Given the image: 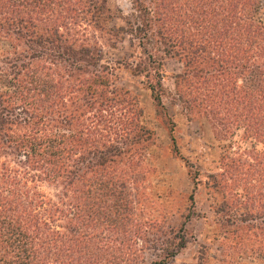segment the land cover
Masks as SVG:
<instances>
[{"label": "trees", "instance_id": "trees-1", "mask_svg": "<svg viewBox=\"0 0 264 264\" xmlns=\"http://www.w3.org/2000/svg\"><path fill=\"white\" fill-rule=\"evenodd\" d=\"M136 1L142 18L106 29L105 0H0V264H132L136 255V155L127 149L147 130L87 30L135 36L148 58L138 72L158 102L162 62L175 58L186 108L253 139L247 161L223 164L211 188L222 193L221 226H234L222 232L221 262L264 258L262 2Z\"/></svg>", "mask_w": 264, "mask_h": 264}, {"label": "rangeland", "instance_id": "rangeland-1", "mask_svg": "<svg viewBox=\"0 0 264 264\" xmlns=\"http://www.w3.org/2000/svg\"><path fill=\"white\" fill-rule=\"evenodd\" d=\"M105 2L111 18L106 24L102 22L106 29L126 28L124 21L142 18L141 3L136 0ZM261 2L258 17L264 22V0ZM142 4L147 5V0ZM83 37L90 39L91 45L96 44L101 64L113 67L115 85L135 99L140 125L147 130L138 144L127 149L136 155L132 165L136 185L129 187L136 193V221L129 229L139 233L135 236L137 252L132 264H223L222 232L234 226L225 222L221 226L222 219L227 218L219 213L223 197L220 189L211 188V177L222 175L227 170L225 163L246 162L255 142L242 127L224 124L214 112L192 114L186 108L176 89L180 82L176 76L182 74L183 67L175 58L162 62L158 102L150 90L154 81L148 80L145 72H138L148 58L135 36L122 34L117 40L108 32L87 30ZM151 44L144 46L146 51L152 49ZM7 46L0 43V54L8 50ZM194 174L198 180L193 179ZM241 188L238 183L235 189L243 195ZM40 189L50 195L55 192L46 184ZM179 237L186 245L177 250ZM169 251H176V255L165 259ZM236 264H264V258L256 254L238 259Z\"/></svg>", "mask_w": 264, "mask_h": 264}]
</instances>
